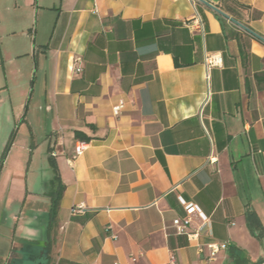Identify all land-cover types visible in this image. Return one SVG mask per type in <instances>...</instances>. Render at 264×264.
Returning <instances> with one entry per match:
<instances>
[{
	"label": "crops",
	"instance_id": "0c3cea01",
	"mask_svg": "<svg viewBox=\"0 0 264 264\" xmlns=\"http://www.w3.org/2000/svg\"><path fill=\"white\" fill-rule=\"evenodd\" d=\"M204 1L264 39V0H235L247 11ZM195 13L204 36L184 26ZM217 16L198 0H0L5 35L26 41L14 52L0 46V264L264 259V238L244 216L252 210L264 233V44L226 20L241 54ZM205 54L222 61L208 82ZM30 56L34 66L19 65ZM78 141L87 151L69 164ZM189 204L210 236L174 234ZM211 243L227 249L208 261Z\"/></svg>",
	"mask_w": 264,
	"mask_h": 264
},
{
	"label": "built area",
	"instance_id": "2783aa9c",
	"mask_svg": "<svg viewBox=\"0 0 264 264\" xmlns=\"http://www.w3.org/2000/svg\"><path fill=\"white\" fill-rule=\"evenodd\" d=\"M184 26L198 32L202 36H204L205 34L204 22L197 13H195L194 16L191 18V20L189 22H186ZM221 62H222L221 57L218 54L204 55V70H205L206 82H208L209 79V71L212 68L219 67L221 65ZM73 70L75 74L82 73V68L80 66H75ZM122 108H123V102L119 101L118 104L114 106L112 109L113 114L117 116L122 110ZM87 148H88V143L83 141L76 142L73 150V156L71 160L68 161V163L71 164L75 159L81 157L87 151ZM214 161H215L214 158L209 159V162L213 163ZM82 209H83L82 206H76L72 208L71 212L72 214H78L82 211ZM194 218H197L200 221V224L196 229L192 230L191 228ZM171 225L175 235L186 236L190 242L197 240L199 236L203 233L210 236L209 219L203 216L195 206L190 204L185 206L184 215L180 218L174 219ZM226 249H227L226 244L217 245L211 243L206 245V250L208 253L207 260L208 261L215 260L216 255L220 251H224ZM196 250L199 254L204 252V248L201 246H197ZM165 264H177L175 257L171 255L168 262Z\"/></svg>",
	"mask_w": 264,
	"mask_h": 264
},
{
	"label": "trees",
	"instance_id": "16d2710c",
	"mask_svg": "<svg viewBox=\"0 0 264 264\" xmlns=\"http://www.w3.org/2000/svg\"><path fill=\"white\" fill-rule=\"evenodd\" d=\"M228 3L233 8V10L247 11L249 9L246 6L239 4L235 0H229ZM231 7L230 8L226 7V9L230 10V12L228 11V13L234 12V11H231ZM222 10L227 13V10H225V7L222 8ZM233 17L235 18V16H233ZM217 18H218V21L220 22L222 28L224 29L226 36L230 39L236 40V42L238 43L239 52L242 54L243 53V46H242L241 41H240V34L236 31L232 30V29H229V30L226 29V20L224 18H222L219 15L217 16ZM52 165H53V163H52ZM52 168H55L54 165L52 166ZM54 171H55V169H54ZM57 182H58V184L56 185L55 189L52 190V193H51V199L52 200H51V206H50V210H49L47 250L49 249V245L51 243L49 241V234H50L49 232L55 224V219H56V215H57L59 201H60L62 190H63V188L60 186L58 179H57ZM244 216L246 218V221L248 223V228L250 229V231L254 235H256V237H258L260 239L264 238L263 228H262L256 214L252 210L247 209L245 211Z\"/></svg>",
	"mask_w": 264,
	"mask_h": 264
},
{
	"label": "rangeland",
	"instance_id": "374dc122",
	"mask_svg": "<svg viewBox=\"0 0 264 264\" xmlns=\"http://www.w3.org/2000/svg\"><path fill=\"white\" fill-rule=\"evenodd\" d=\"M10 13H8V15H4V16H9ZM32 25V24H31ZM30 25V28H31V34L32 36H34V30L35 28L37 27V18L36 16H34V19H33V25L31 26ZM11 27L10 23L7 21V22H1L0 24V28H2V32H3V35H1V42H0V46L1 48L3 49V51L5 52H14V46L20 48V49H25L26 47V41L22 40L20 37H11L10 35H5L4 32H6L7 30H9V28ZM16 28V27H15ZM18 31V30H16ZM29 55H32V52L29 53ZM26 58H30V59H26ZM30 60L33 61V66L35 65V61L34 59L30 56V57H23V61H21L19 63L20 66H24V68L26 67V61H29ZM7 68L9 70H12L14 68V61H10V62H7ZM33 74H34V70H33ZM33 80V76L30 77V79H25V82L29 83L28 81H32ZM18 126V124H16ZM17 126L14 127V141L17 139V141L19 139H21V136L24 134V128L23 129H20L19 131V135L17 136V138H15V134H16V128Z\"/></svg>",
	"mask_w": 264,
	"mask_h": 264
},
{
	"label": "water",
	"instance_id": "95a60500",
	"mask_svg": "<svg viewBox=\"0 0 264 264\" xmlns=\"http://www.w3.org/2000/svg\"><path fill=\"white\" fill-rule=\"evenodd\" d=\"M198 1L200 3H202L204 6H206L207 8H209L210 10H212L213 12H215L217 15H219L222 18H224L225 20H227L229 23H231L232 25H234L239 30L245 32L246 34L252 36L253 38L257 39L258 41H260L261 43L264 44V39L263 38H261L260 36H258L257 34H255L253 31H251L250 29H248L246 26H244V25L240 24L239 22L235 21L234 19L230 18L228 15H226L225 13H223L220 9L216 8L215 6H212V5L208 4L204 0H198Z\"/></svg>",
	"mask_w": 264,
	"mask_h": 264
},
{
	"label": "flooded vegetation",
	"instance_id": "af4514ba",
	"mask_svg": "<svg viewBox=\"0 0 264 264\" xmlns=\"http://www.w3.org/2000/svg\"><path fill=\"white\" fill-rule=\"evenodd\" d=\"M237 264H249V263H246V262H244V261L242 260V261H240V262L237 263ZM256 264H264V259H263L262 261H260L259 263H256Z\"/></svg>",
	"mask_w": 264,
	"mask_h": 264
}]
</instances>
